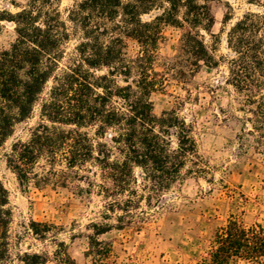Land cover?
I'll use <instances>...</instances> for the list:
<instances>
[{"label": "trees", "instance_id": "16d2710c", "mask_svg": "<svg viewBox=\"0 0 264 264\" xmlns=\"http://www.w3.org/2000/svg\"><path fill=\"white\" fill-rule=\"evenodd\" d=\"M54 1L31 0L16 14L0 16V21L13 23L16 32L10 48L0 49V147L15 125L31 116L52 81L40 106L49 125L40 123L26 142L12 144L6 164L21 187L32 183L36 188H66L71 181H82L87 188L79 189L88 194L97 187L113 198L107 209L122 212L120 223H134L132 210L144 199L150 206L154 196L176 182L187 160H201L190 126L174 112L154 115L149 95L164 81L154 69L164 27L183 30L180 50L190 66L218 65L198 30L209 31L213 24L208 0H81L67 19L79 25L86 41L77 47L79 60L60 75L61 47L69 34ZM126 40L138 46L134 55L127 53ZM227 43L234 54L228 82L246 94L247 102L257 103L252 112L264 126V15L245 14L230 28ZM102 69L106 74H95ZM92 125L100 138L113 131L109 140L95 143L82 131ZM92 162L99 170L98 185L91 179L98 176L88 167ZM135 168L143 173L140 187ZM135 186L147 194H138ZM121 196L123 201L115 199ZM7 204L0 184V264L9 256ZM94 226L96 235L107 231ZM110 252L107 244L91 238L87 256L93 264H108ZM237 260L264 263V226H247L232 217L216 232L207 257L196 264ZM22 261L41 264L38 255L26 254Z\"/></svg>", "mask_w": 264, "mask_h": 264}, {"label": "rangeland", "instance_id": "374dc122", "mask_svg": "<svg viewBox=\"0 0 264 264\" xmlns=\"http://www.w3.org/2000/svg\"><path fill=\"white\" fill-rule=\"evenodd\" d=\"M30 1L0 0V16L16 14ZM80 1L53 2L69 34L62 43L57 75L79 60L77 47L86 41L79 25L67 19L69 10ZM206 5L213 24L209 31L198 30L218 65L190 66L180 50L183 30L164 27L154 65L156 76L164 81L149 95L154 115L174 112L190 126L201 160H187L176 182L154 196L150 206L144 199L140 208L132 210L134 223H120L122 212L109 211L107 204L113 198L102 195L97 187L89 194L80 191L79 187L87 188L86 182L71 181L66 188H36L32 183L21 187L5 155L15 142H26L40 123L49 125L40 109L52 86L49 82L31 116L16 124L0 147V184L7 192L5 209L10 212L9 256L2 264H24L26 254L38 255L41 264H93L87 256L91 238L110 247L108 264H196L207 257L216 232L232 217L247 226H264V126L253 113L257 103L247 102L246 94L228 82L234 54L227 43L230 28L245 14L264 15V0L256 4L208 0ZM15 40V25L0 21V49H9ZM126 43L127 53L134 55L138 46L132 40ZM95 74L104 75L106 70ZM119 84L125 82L119 79ZM96 130V125L82 129L95 143L108 141L113 133L109 130L100 138ZM115 156L120 157L117 152ZM89 166L98 175L91 176L98 185L99 170L93 162ZM135 176L140 187L143 173L139 168ZM137 186L138 194H147ZM94 225L107 227V231L96 235ZM233 264L259 263L237 260Z\"/></svg>", "mask_w": 264, "mask_h": 264}]
</instances>
